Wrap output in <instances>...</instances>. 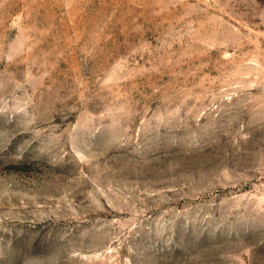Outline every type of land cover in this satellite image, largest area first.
Masks as SVG:
<instances>
[{
    "label": "rangeland",
    "instance_id": "1",
    "mask_svg": "<svg viewBox=\"0 0 264 264\" xmlns=\"http://www.w3.org/2000/svg\"><path fill=\"white\" fill-rule=\"evenodd\" d=\"M0 264H264V0H0Z\"/></svg>",
    "mask_w": 264,
    "mask_h": 264
}]
</instances>
